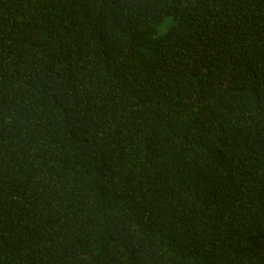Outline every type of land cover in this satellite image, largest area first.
<instances>
[{
    "label": "trees",
    "instance_id": "trees-1",
    "mask_svg": "<svg viewBox=\"0 0 264 264\" xmlns=\"http://www.w3.org/2000/svg\"><path fill=\"white\" fill-rule=\"evenodd\" d=\"M0 264H264V0H0Z\"/></svg>",
    "mask_w": 264,
    "mask_h": 264
},
{
    "label": "rangeland",
    "instance_id": "rangeland-1",
    "mask_svg": "<svg viewBox=\"0 0 264 264\" xmlns=\"http://www.w3.org/2000/svg\"><path fill=\"white\" fill-rule=\"evenodd\" d=\"M166 30H167V26H166V27H162V28L159 30V34H163Z\"/></svg>",
    "mask_w": 264,
    "mask_h": 264
}]
</instances>
